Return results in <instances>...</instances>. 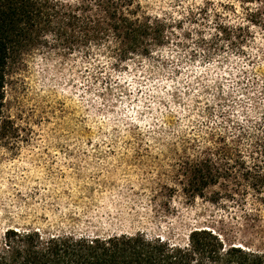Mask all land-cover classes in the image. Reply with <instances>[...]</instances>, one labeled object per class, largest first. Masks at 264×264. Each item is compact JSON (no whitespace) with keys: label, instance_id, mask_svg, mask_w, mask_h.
Masks as SVG:
<instances>
[{"label":"trees","instance_id":"obj_1","mask_svg":"<svg viewBox=\"0 0 264 264\" xmlns=\"http://www.w3.org/2000/svg\"><path fill=\"white\" fill-rule=\"evenodd\" d=\"M161 3L0 0V134L8 130L9 68L26 58L39 55L88 73L92 85L101 86L100 98L119 89L117 97L135 95L139 102L165 82L180 86L192 101L203 97L195 106L206 116L203 101H213L211 115L221 116L220 132L226 126L234 133L231 148L222 152L221 136L214 134L209 150L196 127L191 133L183 129L177 140L174 128L162 126L166 121L134 132L130 120L120 118L94 149L173 156L172 183L186 197L222 204L242 235L264 233V0H201L195 6L171 0L168 8ZM190 30L204 38L196 45V60L188 48ZM223 235L197 228L181 245L143 234L77 236L11 228L0 243V264H264V250L219 239ZM229 242L231 255L225 251Z\"/></svg>","mask_w":264,"mask_h":264},{"label":"rangeland","instance_id":"obj_2","mask_svg":"<svg viewBox=\"0 0 264 264\" xmlns=\"http://www.w3.org/2000/svg\"><path fill=\"white\" fill-rule=\"evenodd\" d=\"M160 1L166 8L171 3ZM100 89L88 73L39 55L9 68L0 243L8 229L40 228L77 236L143 234L185 245L191 231L206 227L227 229L234 243L264 250V233L242 235L222 204L188 198L172 183L173 156L95 150L114 122L129 120L142 102L135 95L120 99L119 91L100 98Z\"/></svg>","mask_w":264,"mask_h":264},{"label":"snow or ice","instance_id":"obj_3","mask_svg":"<svg viewBox=\"0 0 264 264\" xmlns=\"http://www.w3.org/2000/svg\"><path fill=\"white\" fill-rule=\"evenodd\" d=\"M200 2L201 0H188V3L193 4V6ZM189 39L190 43L188 44V48L192 52L193 60H196L198 59L196 45H203V35H194L190 30ZM115 79L121 84L124 83L120 76H116ZM117 91H119V89H117ZM165 93H167V95H165ZM124 99H127V97H124ZM202 100L203 97H198L197 101H192L191 98L186 97L183 94L180 86L169 85L165 82L161 91L150 96L146 95L142 102L137 106H134L136 110L128 113L130 120V123L128 124L129 131L138 132L144 125L151 127L153 124L159 125L160 121H166L162 126L165 128H174L175 131L173 132V135H175L177 140L183 135V129H187L188 132L191 133L193 127H196L201 131V136L205 139L204 147L209 150L213 148L215 141H212V143H209L208 141L211 140L212 136L215 134L221 136L222 144L220 145V149L222 152L227 148H231L234 133L226 126L225 131L223 133L220 132V126H223L221 124V116L211 115L213 101H203L205 106L208 107L209 115L206 116L199 107L195 106L196 103H199ZM128 103L130 104L131 101H128ZM180 104H182L184 108H188V113H184L182 108L178 109L176 107ZM194 113H199V115ZM181 115L186 117V121H192V123L189 124L186 121L182 122ZM209 120H211V123H208ZM229 123L235 124L236 121L231 120ZM144 130L146 131L147 129ZM241 131H243V129H241ZM173 144L175 145V141H173ZM221 231L224 232V235L219 237V239H227L229 235L227 229H221ZM221 247H223V245H221ZM231 247V243L229 242V248L225 250L228 255L232 254ZM236 247L243 250V245H237Z\"/></svg>","mask_w":264,"mask_h":264}]
</instances>
